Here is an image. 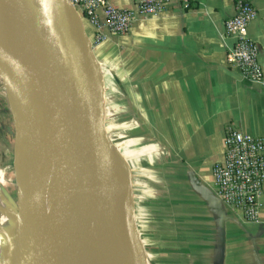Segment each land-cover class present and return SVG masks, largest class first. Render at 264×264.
<instances>
[{
  "label": "crops",
  "instance_id": "0c3cea01",
  "mask_svg": "<svg viewBox=\"0 0 264 264\" xmlns=\"http://www.w3.org/2000/svg\"><path fill=\"white\" fill-rule=\"evenodd\" d=\"M250 1L257 17L249 36L264 73V0ZM111 4L134 8L133 0ZM235 4L192 0L186 8L172 0L127 34L104 28L106 39L94 47L111 140L125 161L104 138L117 206L121 214L128 166L135 219L154 264H264V196L258 221H248L218 198L213 173L225 163L229 127L264 141V84L226 62L234 40L225 22L236 15ZM83 25L93 41L94 28L87 19Z\"/></svg>",
  "mask_w": 264,
  "mask_h": 264
},
{
  "label": "water",
  "instance_id": "95a60500",
  "mask_svg": "<svg viewBox=\"0 0 264 264\" xmlns=\"http://www.w3.org/2000/svg\"><path fill=\"white\" fill-rule=\"evenodd\" d=\"M18 1L35 27L0 14V62L42 109L34 172L19 166L14 153L19 264H70L82 174L96 167L102 138L113 146L104 80L69 0ZM127 170L128 205L122 206L121 217L132 264H154L137 226Z\"/></svg>",
  "mask_w": 264,
  "mask_h": 264
},
{
  "label": "built area",
  "instance_id": "2783aa9c",
  "mask_svg": "<svg viewBox=\"0 0 264 264\" xmlns=\"http://www.w3.org/2000/svg\"><path fill=\"white\" fill-rule=\"evenodd\" d=\"M73 9L80 11L94 28L93 48L101 44L107 28L114 35L127 34L140 18L158 16L172 0H133V9H122L111 0H69ZM192 0H181L189 7ZM236 15L225 22L226 34L233 38L227 46L226 62L242 71L244 78L254 84H264V73L259 63L260 48L249 36V27L257 17L250 0H236ZM79 15V14H78ZM225 142V163L213 169L216 194L229 208L241 211L248 221H258L264 196V141L229 127Z\"/></svg>",
  "mask_w": 264,
  "mask_h": 264
},
{
  "label": "bare ground",
  "instance_id": "6f19581e",
  "mask_svg": "<svg viewBox=\"0 0 264 264\" xmlns=\"http://www.w3.org/2000/svg\"><path fill=\"white\" fill-rule=\"evenodd\" d=\"M0 14L35 27L18 0H0ZM63 17L67 19L66 16ZM73 18L78 21L74 13ZM6 78L9 80L8 92L16 128V161L24 170L32 173L33 155L39 142L42 109L28 88L12 75L10 79L8 75ZM101 144L96 167L85 169L82 176H86L84 201L81 198L83 203L80 201L70 264H132L126 227L116 201L114 164L104 152V138ZM101 156L107 161V185L101 178ZM82 183L83 181L81 185ZM122 204H126V207L128 205L126 194L123 195ZM4 207L1 208L6 213L7 207ZM1 220L4 221L2 217ZM3 239L0 231V264H13L14 257L6 251Z\"/></svg>",
  "mask_w": 264,
  "mask_h": 264
},
{
  "label": "rangeland",
  "instance_id": "374dc122",
  "mask_svg": "<svg viewBox=\"0 0 264 264\" xmlns=\"http://www.w3.org/2000/svg\"><path fill=\"white\" fill-rule=\"evenodd\" d=\"M78 14L83 21L85 18L82 13L78 11ZM8 71L0 62V231L4 237L3 243L6 251L14 257L12 263L19 264L16 223L19 215L18 190L14 169V153L16 159V147L14 152V144L16 146V128L14 116L11 111V103L9 102V80L6 78V75L9 76V79L11 75ZM111 143L117 152H119L116 144L112 140ZM85 184L86 176L84 183L81 185L83 191L82 201H84ZM82 201L81 203H83ZM1 207H7V212L4 213ZM1 217L4 221L1 220Z\"/></svg>",
  "mask_w": 264,
  "mask_h": 264
}]
</instances>
